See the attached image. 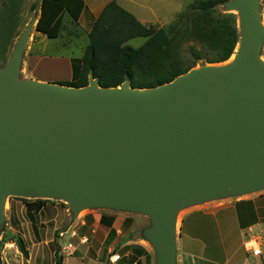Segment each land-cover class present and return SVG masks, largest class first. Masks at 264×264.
I'll return each instance as SVG.
<instances>
[{
  "label": "water",
  "instance_id": "1",
  "mask_svg": "<svg viewBox=\"0 0 264 264\" xmlns=\"http://www.w3.org/2000/svg\"><path fill=\"white\" fill-rule=\"evenodd\" d=\"M224 6L239 14L234 60L151 89L21 80L29 24L0 67L1 216L9 197L143 213L157 264H177L180 210L264 190L259 0Z\"/></svg>",
  "mask_w": 264,
  "mask_h": 264
},
{
  "label": "rangeland",
  "instance_id": "2",
  "mask_svg": "<svg viewBox=\"0 0 264 264\" xmlns=\"http://www.w3.org/2000/svg\"><path fill=\"white\" fill-rule=\"evenodd\" d=\"M198 1L200 0H184V9H188L190 5ZM137 3L141 10L137 14L144 15L149 25L166 29L171 37L174 35L173 32L181 26L184 27V31H187L185 20L178 18L185 14V11L179 13L182 10L181 0H137ZM219 11L235 14L239 24L237 12L228 10L224 5L219 7ZM259 15L264 26V0H259ZM70 19L71 17L67 14L66 30L57 39L41 34L36 40L33 38L34 29L31 31L21 64V80H30L33 65L35 76L48 81L47 83L63 84L70 81L88 45L87 35L83 34L79 26L73 25L72 19L69 22ZM74 32L78 40L71 37ZM6 33L2 35L3 42L7 41L9 30ZM184 33L181 31L182 36L178 38L179 44H182L185 38H183ZM144 42L145 39L136 38L128 45L139 48ZM190 46L201 48L194 41L184 43V48ZM3 47L5 44H0V52ZM35 55H42L43 58L33 60L32 57ZM259 57L264 62V44ZM68 58L71 59V63ZM5 65L0 61V67ZM204 66L208 65L200 63L196 68ZM260 192L264 190L209 201L188 207L183 211L208 204L236 205L249 195ZM38 200L44 202V209L30 211L26 205ZM152 227V219L139 212L105 207L84 208L76 212L67 202L56 198L9 197L5 203L3 217L0 212V264H56L59 258H62L64 264H77V262L91 264L106 260L108 262L112 260L115 263L124 261L133 264H157V252L147 236V232ZM178 234L179 227L176 230V245ZM15 235L24 238L29 252L28 258L18 248L14 240ZM128 251L131 254L124 256Z\"/></svg>",
  "mask_w": 264,
  "mask_h": 264
},
{
  "label": "trees",
  "instance_id": "3",
  "mask_svg": "<svg viewBox=\"0 0 264 264\" xmlns=\"http://www.w3.org/2000/svg\"><path fill=\"white\" fill-rule=\"evenodd\" d=\"M230 0H200L188 7L180 16L185 27L175 30L173 37L164 28L142 24L132 13L117 2L109 3L96 19L88 34L89 45L71 82L63 85L83 88L93 77L102 88L120 87L130 82L134 89H151L170 83L178 77L202 65H218L230 60L239 42L240 30L237 16L222 13L219 7ZM41 15L36 30L48 38L57 39L66 30L67 14L75 26L83 6L80 0H40ZM39 4L31 8L36 11ZM181 31L185 34L178 43ZM136 38L145 39L139 48L128 43ZM194 41L200 45L184 48V43ZM30 211H41V200L28 203ZM14 240L21 253L28 258L25 240L15 235ZM56 264H63L62 258Z\"/></svg>",
  "mask_w": 264,
  "mask_h": 264
},
{
  "label": "crops",
  "instance_id": "4",
  "mask_svg": "<svg viewBox=\"0 0 264 264\" xmlns=\"http://www.w3.org/2000/svg\"><path fill=\"white\" fill-rule=\"evenodd\" d=\"M113 1L132 13L142 24L149 25V21L144 15L137 14L141 11L137 0H80L83 9L78 26L83 30V34L87 35V38L92 25L103 9ZM181 2L182 10L179 13L187 10L184 9V0ZM37 3L39 8L31 12L32 6ZM40 5V0H0V44H5L0 52L1 63H8L15 46L29 24L34 23L33 38L39 39L41 33L37 32L36 26L41 15ZM178 18L180 17L178 16ZM8 30L7 41H1ZM75 34L74 32L71 37L78 40L74 36ZM40 57L43 58L42 55H35L32 58L34 60ZM68 60L71 63V59L68 58ZM32 70L30 79L48 82L35 76L33 65ZM72 78L73 76L67 82H71ZM263 232L264 192L251 194L236 205H231V203L229 205L226 203L208 204L190 208L184 212L179 226L177 264H264V244L261 256H255L245 248V243L251 237L258 236ZM130 254L128 251L124 256ZM77 264L84 263L77 262ZM91 264L133 263L124 261L115 263L112 260L111 262L106 260L95 261Z\"/></svg>",
  "mask_w": 264,
  "mask_h": 264
},
{
  "label": "built area",
  "instance_id": "5",
  "mask_svg": "<svg viewBox=\"0 0 264 264\" xmlns=\"http://www.w3.org/2000/svg\"><path fill=\"white\" fill-rule=\"evenodd\" d=\"M264 244V232L258 236L251 237L246 243L245 248L255 256H261Z\"/></svg>",
  "mask_w": 264,
  "mask_h": 264
},
{
  "label": "bare ground",
  "instance_id": "6",
  "mask_svg": "<svg viewBox=\"0 0 264 264\" xmlns=\"http://www.w3.org/2000/svg\"><path fill=\"white\" fill-rule=\"evenodd\" d=\"M234 55L230 58V60L231 59H233L234 60ZM182 215H184V211L183 210H180L179 212H178V214H177V218H176V227H179L180 226V222H181V217H182Z\"/></svg>",
  "mask_w": 264,
  "mask_h": 264
}]
</instances>
